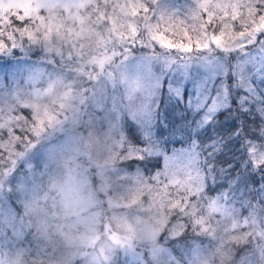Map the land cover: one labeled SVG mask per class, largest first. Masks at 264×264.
Masks as SVG:
<instances>
[{
	"label": "rangeland",
	"instance_id": "rangeland-1",
	"mask_svg": "<svg viewBox=\"0 0 264 264\" xmlns=\"http://www.w3.org/2000/svg\"><path fill=\"white\" fill-rule=\"evenodd\" d=\"M155 1L159 13L162 12L159 8L165 2L175 4V11L177 8L185 11L188 17L186 25L194 35L201 27L192 24L195 18L189 19L190 13L193 12L195 15L196 11L201 12V9H206L213 2V0ZM230 1L234 3L233 0ZM43 2L49 6V12L53 10L50 15L55 17L59 14V8H74V3L80 0H43ZM126 3L130 6L135 4L138 8L145 4L149 7L147 0H109V15H112V7H123ZM249 4L252 7H248ZM221 5L227 7V0H215V7L219 8ZM254 5V0H236L232 8L236 14H239V7H243L245 12L252 15L256 11ZM227 14L225 12V16ZM157 15L159 14L156 7L152 5L149 14L140 21L141 37L138 42L130 47L123 44L115 45L112 49L115 60L109 56L106 48L97 51L90 58L87 53L80 58L79 53H70L67 45L62 44L60 40L50 43L24 41L23 45L18 41L15 47L6 46V51L0 49V68H2L1 63L7 61L12 68V82L8 80L9 83H6L4 73L0 72V111L4 107L9 108L14 100H18L23 106H34L31 109L34 108L38 112L43 108H53L57 114L55 120L47 123L46 131L39 136L36 135L38 139L36 147L42 146L43 143L54 142V148L50 146L53 148L52 153L47 155V160L50 162L43 160L44 154L39 157H28L27 165L31 171L35 169L33 175L41 177L48 190L59 187L56 210L61 217V223L73 227L55 226L54 231H61L62 236L65 230L67 242L70 244L74 241L78 242V246L76 242L75 248L72 249L75 254L78 253L77 260L73 262L75 264L93 253L95 246L97 249L104 246L105 249L110 250L122 248L132 262L149 264L147 262L150 261L159 264L153 261L158 260L165 264L162 258L156 257L160 249L156 247L159 242L157 233L164 228L163 219L156 221V216L154 220L142 219L118 212L116 209L127 200L125 201L126 197L122 189L114 191L117 188L113 179L119 174L114 165L115 155L111 154L112 147H122L126 144L132 146L133 143L129 138L130 134L133 137L131 131H136L137 136H141V128L145 136L150 133L149 128L152 129L151 136H147V144L154 145L155 137L161 141L164 134L162 128L157 125L159 123L163 125L165 110L164 107L162 109L161 102L164 95L172 108L176 107L169 116L171 126L175 128H173L175 140L172 144H175L176 148V143L183 141L180 138V130L184 124L180 116L181 110L184 108L189 110L192 120L201 122L231 106L235 108L232 98L239 92L244 94L243 84L264 83V32L259 31L264 28V23H259L252 30L250 39L230 43L227 49L216 46L208 48L205 45L203 50L182 53L161 48L158 44L154 45L148 38L155 31L157 22L154 17ZM145 27L149 29L148 33L143 32ZM225 28H231L230 21ZM84 34L87 32L85 31ZM228 35L231 36L230 31ZM101 47L103 44L97 42L95 48ZM37 59L40 63L46 64L41 71L34 70L29 65ZM21 60L29 68V75L25 76L24 72L16 67ZM236 67H240L241 70L237 71L234 78ZM46 69L50 73H45ZM228 71L233 73V79L226 77ZM242 71H246L245 77ZM7 75L10 76V73L7 72ZM41 76L44 77L43 83ZM21 82L23 83L20 84ZM261 88L263 91V87ZM254 90L257 92L255 88ZM52 97L57 100H49ZM238 100L237 98V106ZM236 109L238 107L234 109L237 116ZM238 119L236 118L237 121ZM129 125L133 126L134 130ZM112 136L116 139L113 146L109 142ZM141 142L145 144L146 139H142ZM244 144L251 162L256 164L255 158H259L260 154L254 153L253 149L247 147L250 146L249 140L244 139ZM197 147L196 143L191 142L181 151L173 152L172 157L167 159L166 173L174 185L177 184L185 189L191 186L200 187L203 183V173L194 163L200 161ZM27 154L18 155L16 160L19 161V166L27 161L25 160ZM69 160H71L67 167L69 173L64 167L56 165ZM34 163L41 167L36 168ZM49 166L57 168L56 175ZM47 170L50 172L49 175H46ZM10 176L11 172L5 171V184L10 181ZM157 182L159 184L156 186L149 184L152 185V189L161 186L160 178ZM9 184L10 182L0 186V229L6 227L3 237L7 245L3 258H0V264H33L47 249L46 243L50 242L51 247L56 249L59 247V241L52 242L42 231L47 230V211L41 206L42 201L36 202L34 183L26 181L25 178L18 179L15 184ZM5 190L10 196L13 193V199H6ZM164 197L169 196L164 195ZM41 199L43 198L40 197L39 200ZM104 209L106 211H103ZM88 210L90 212L85 214ZM211 210L219 215L220 207L217 201L212 202ZM245 223L251 231L255 230L257 215L252 214L248 221H244ZM74 228L77 229V233ZM214 239L218 240V237L215 236ZM219 239L228 240V236H224L220 229ZM63 240L65 241L64 238ZM141 245L149 248L150 255L144 254V247ZM263 248L264 246H257V250H261L262 253H264ZM50 254L54 256L52 251ZM221 254H223L222 250ZM93 256L94 262L103 261L104 264H108L105 260L108 254L104 251H99ZM256 259V256L252 258L253 264H257ZM53 261L48 260V264H55ZM207 262L208 255L206 254L204 258V253H201L193 263L189 264Z\"/></svg>",
	"mask_w": 264,
	"mask_h": 264
},
{
	"label": "trees",
	"instance_id": "trees-1",
	"mask_svg": "<svg viewBox=\"0 0 264 264\" xmlns=\"http://www.w3.org/2000/svg\"><path fill=\"white\" fill-rule=\"evenodd\" d=\"M147 1L149 3V9L152 8V5L156 7V11L159 15L154 17V19L159 23L161 28L166 24L169 27L174 24L177 28H180L181 25L188 28L186 25L188 17L185 11H181L178 8L175 11V4L173 5V3L169 4L165 2L159 8L162 11L159 13L157 2L155 0ZM233 1L235 3L236 0ZM254 1V8L256 11L251 16L246 15V20L256 16L258 7L264 10V5L260 4V0ZM227 3L228 5L232 4L230 0H227ZM50 12H53V10H50ZM183 14L185 15L183 16ZM214 14L215 9L213 10V15ZM192 17L195 18L192 24L202 27V12L196 11L195 15L191 12L189 19ZM220 19L222 20L223 17ZM226 25H229V21L225 23L224 27ZM17 43L18 41L16 44ZM9 63V61L1 63L2 68H0V72L4 73L6 83H9V81L12 82V68ZM29 65L34 70L37 69L38 71H41L42 67L44 68L46 66V64L40 63L38 59L30 62ZM37 65H39V67H37ZM16 67L22 70L25 76L26 74L29 75V68L23 60H21ZM240 70V67L234 68V78L236 77L235 74L237 71ZM7 72L10 73V76L7 75ZM45 73H50V71L46 69ZM242 73L245 77L246 71H242ZM53 75L55 76V73H53ZM232 76V72L226 75V77L230 79H233ZM43 80L44 77L41 76V82ZM22 83L23 82L20 84ZM26 83L29 84L27 81ZM249 85L251 87H249ZM17 86L19 88V85ZM261 87H263V91ZM242 92L244 94L239 92L237 96L235 94L232 98L235 108L238 107V109H236L238 113L237 116L234 112L235 108L231 106L229 109H224L207 120L201 121L203 122L201 123L198 120H192L189 110L185 108L184 110L186 111L181 110L180 116L187 127L185 128L183 124L182 130H180V138L183 141L179 142V144L176 143V148L174 147L175 144H172L173 140H175V128L171 126V118L169 117L173 114L176 107L174 109L172 108V105L169 104L168 98L165 95L161 102V105H163L162 109L164 107L165 110L163 113V125L161 123L157 125V127L162 128L161 130L164 134L161 141L158 137H155L156 141L154 145L147 144L148 137L152 134L151 127L149 128L151 131L147 135L148 137L142 134V128L140 129L141 136H137L136 131H131L133 137H131L129 133V138L133 143L132 146L126 144L122 147L118 146V148L113 146L116 140L115 137L112 136L109 138V142L113 146L111 154L115 155L114 165L117 169V174H119V176L117 175L113 179L117 188L114 191L122 189L126 197L125 201L127 200L120 207L116 208L118 212H124L129 216H138L142 219L149 220H154L156 216V221H161V219H163V226H165L169 223L170 218L175 215L176 208H184L188 210L189 215L200 222L199 228L193 226L187 232L184 231L182 224L175 227L169 225L167 230L175 232L177 237L181 234L187 235L188 240L178 243L176 245V250H174L170 240L161 241L159 239L156 247L160 249L156 257L158 259L162 258L165 264L193 263V260H196L201 253H204V258L206 254L208 255V262L206 264H253L251 260L255 256L257 257V264H264V253H262L261 250H257V246H264V227H262L261 224V220L264 219V217H261L259 213L260 204L264 203V171H262L260 167V165H264V83L261 85L243 84ZM237 98L239 99L238 106ZM49 100L53 101L57 99L52 97ZM31 107L23 106L18 100H14L9 108L6 109L4 107V109L0 111V152L5 155H10V159L15 161L14 165H8L7 167H12L14 169L21 168V166L23 167L17 180H24L26 178V181L34 183L36 202L42 201L41 206H44L43 208L47 211V230L42 231L49 236L52 242L59 241V247L56 249L51 247L50 242L46 243L47 249L41 253L35 263L48 264V260L52 259L55 264H75L73 262L77 260L78 253L75 254L72 249L75 248L77 241L70 244L67 242L68 239L65 230L62 236L61 231H54L55 226H64L61 223L58 210H56L58 200L57 188L59 187L48 190L46 184L41 181L43 179L41 177H36L37 175H33L32 172L35 169L31 171L29 169L30 167L27 165L29 162L27 159L28 157H39L45 154L43 160L48 161L47 155H50L54 148V142L52 141L46 144L43 143L40 147L35 146L38 139L33 126L36 124V117L39 112L34 108L31 109ZM50 110L53 111V108ZM236 118H239L238 121ZM233 124L234 127L230 128L229 125ZM130 126L131 125H129V127ZM131 128L134 130L133 126H131ZM142 139H146L145 144L141 142ZM244 139L245 141L249 140L250 146L247 145L249 149L251 148L254 153L260 154L259 158H255L256 164L251 162L247 150L244 149V147H246ZM191 142L198 145L196 150L199 153L201 164L209 165L207 169L209 179L230 185L229 191L225 192L224 195L232 202V207L226 205L224 201L218 202L220 207L219 215L211 210L212 202L215 201L212 197H209L210 201L203 205L202 208L191 205L189 197H197L201 192L202 184L200 187L191 186L184 189L182 186L180 187L177 184L174 185L166 173L167 159L172 157L173 152L181 151L184 147L190 145ZM157 144H159L158 147ZM24 153H28L25 155V160L27 161L24 160V164L19 166L20 163L16 158L18 155ZM222 155L226 161H230L231 163L220 161L218 157ZM70 163L71 160L66 163L60 162L56 165L64 167L69 173L67 167ZM157 163L159 164L158 167L152 166ZM34 164L36 166V163ZM37 165L36 168L41 167L39 164ZM237 165H239L238 168ZM49 168H51L54 175H56L57 168L55 166H49ZM233 169L236 170L233 171ZM5 171H7L6 166L0 163V186L7 185L10 182L8 181L7 184H5ZM49 173V170H47L46 175H49ZM12 174L13 173H11V175ZM252 174L256 175L257 179L260 180V184H248L247 188L240 186L239 193H236L235 189L240 185V181ZM159 178L161 180V186L152 189V185L149 184L152 183L156 186V184H159L157 182ZM127 192H129V194ZM4 194L7 200L10 198L13 199V193H11L10 196L5 190ZM164 195L169 196V199L165 198ZM40 197L43 199L39 200ZM241 197H243V199H241ZM252 205H254V207H252ZM103 211L106 210L104 209ZM89 212L90 210L85 212V214ZM201 213L203 214L201 215ZM252 214L255 216L257 215V223H254L256 225L253 231L249 229V226L245 229L244 221L240 218L241 215L251 217ZM64 227L71 228L73 225ZM5 229V226L0 229V258H3V253L7 248L3 237ZM219 229L224 236H228V240L219 239ZM163 230H165V228H163ZM210 230H214V232H210ZM74 231L77 233V229L74 228ZM79 231L82 233L81 228H79ZM197 232L199 233L198 235ZM215 236L218 237V240L214 239ZM141 246L144 247V254L150 255L149 248L144 245ZM48 247L54 256L50 254ZM104 249V246L101 249H97V246H95L92 250L93 253L78 260V262L76 261V264H104L103 261L94 262L95 258L93 255L99 253V251H104L105 254H108V257L105 259L108 264H121V262L125 261L127 264H140V262H132L130 257L124 254L122 248L119 250ZM241 249L243 252H241ZM221 250L223 254H221ZM143 257L147 258L144 255ZM153 261L162 264L158 260ZM147 263L153 264L150 261Z\"/></svg>",
	"mask_w": 264,
	"mask_h": 264
},
{
	"label": "snow or ice",
	"instance_id": "snow-or-ice-1",
	"mask_svg": "<svg viewBox=\"0 0 264 264\" xmlns=\"http://www.w3.org/2000/svg\"><path fill=\"white\" fill-rule=\"evenodd\" d=\"M260 4L264 5V0H260ZM74 5L75 7L71 9L59 8V14L52 17L49 6L43 0H0V49L6 51V46L15 47L17 41L23 45L24 41L50 43L54 40H60L62 44L67 45L70 53H79L80 58H83L85 53L90 58L97 51H103L106 48L109 56L115 60L113 47L117 44L130 47L137 43L141 37L140 21L150 12L147 4L138 8L135 4L130 6L126 3L123 7H112V15L110 16L109 0H80ZM248 7H251V4ZM214 9L215 14L213 15ZM201 12L203 25L195 35L183 25L177 28L174 24L171 27L166 24L161 28L157 23L154 33L150 34L148 38L154 45L158 44L161 48L182 53L203 50L205 45L208 48L216 46L227 49L230 43H238L241 39H250L252 30L259 23H264V10L259 7L256 16L248 20H246V15L251 16V14L245 13L243 7H239V14H236L231 4L227 7L221 5L219 8H215V0L206 9H201ZM225 12L228 13L226 16ZM221 17H223L222 20ZM228 21H231L230 29L224 27ZM53 25H58V27H53ZM133 25H135V30H133ZM85 31L87 34H84ZM229 31L231 36L228 35ZM259 31L264 32V28ZM143 32L148 33L149 29L145 27ZM78 33L80 35H77ZM101 38L103 39L101 40ZM97 42H101L103 47L95 48ZM56 118L55 112L43 108L37 114L36 124L33 126L35 134L39 136L43 131H46V124L51 123ZM229 127H234V124L229 125ZM218 159L224 163H231L226 161L223 155ZM0 163L6 166L7 172L13 173L10 176V184H15L23 167L15 169L7 167L14 165L15 161L10 159V155H5L2 152H0ZM194 163L203 173V183L199 195L195 198L189 197L191 205L202 208L210 201L209 197H212L215 201H224L226 205L232 207V202L224 195L225 192L229 191L230 185L209 179L207 171L209 165L201 164L199 160ZM152 166L158 167L159 164ZM238 167L239 165H237ZM260 167L264 171V165H260ZM235 170L233 169V171ZM248 184L259 185L260 180L255 174L249 175L240 181L235 192L239 193V187L247 188ZM259 213L261 217H264V203L260 204ZM240 218L242 221H248L250 217L241 215ZM179 224H182L185 232L193 226L200 227L199 220L189 215L188 210L176 208L175 215L164 226L165 230L157 233V238L161 241L170 240L174 250H176L178 243L188 240L187 235L181 234L177 237L175 232L167 230L169 225L175 227ZM261 224L264 227V219L261 220ZM244 228H248L247 223L244 224ZM241 252H243L242 249ZM121 264H127V262H121Z\"/></svg>",
	"mask_w": 264,
	"mask_h": 264
}]
</instances>
